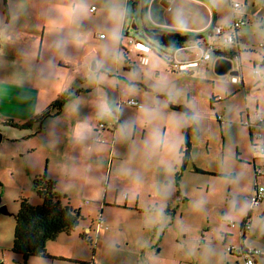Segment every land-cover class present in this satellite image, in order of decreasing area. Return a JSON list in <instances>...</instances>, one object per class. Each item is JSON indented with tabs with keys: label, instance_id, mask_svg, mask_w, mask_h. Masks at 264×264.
<instances>
[{
	"label": "rangeland",
	"instance_id": "1",
	"mask_svg": "<svg viewBox=\"0 0 264 264\" xmlns=\"http://www.w3.org/2000/svg\"><path fill=\"white\" fill-rule=\"evenodd\" d=\"M73 1L70 0L71 6ZM77 1L81 2L80 5H73L69 9L70 12L81 11L82 17L79 18L82 28L80 31L73 29L64 35L67 39L59 36L65 42L55 43L58 50H53L52 56L57 60L62 52L60 50L64 49L66 53L68 41L70 44L85 43V60L89 69L86 74L87 82H83L81 86L95 92L98 90L94 89V85H99L104 89L98 88L102 92L99 98L104 99V102L101 107L96 94H81L66 103L63 116L66 115L70 121L73 117H82L86 113L94 123L103 122L112 127L105 112L99 109L108 107L110 114L113 115L112 110H115L130 125L136 123L138 129L148 123L149 135L152 136L153 132L156 134L152 145L148 144L146 147L145 154L148 156H137L141 149L136 147L135 141L130 146L133 155L128 153L125 156L124 132L120 130L117 135H113L111 131L106 130L103 135L101 133L99 139L103 143L97 144L102 149V159H105V162L103 166L99 163L101 166H97L95 174L88 177L85 193L78 195V190L71 193L72 203L76 200H86L87 203L82 213L85 220H81L77 226L78 233L83 231V221L91 228L88 236H91L93 241L89 243L85 239V258L92 263L102 258V264H243L242 260L230 256L226 251L227 247L237 245L239 248L241 244L238 227L229 229L227 223L238 225L242 216L246 215V192L254 187L252 160L254 157H260L252 150L248 128L245 125L248 118L254 123L258 113L264 116V82L250 73V66L247 64L245 76L249 88L245 89L244 95L241 87L230 85L229 73L224 76L214 73L212 62L207 69L198 67L189 73H179L168 67L166 58H170L172 51L147 41L144 38L145 29H155L154 24H178L186 28L195 18V10L199 8L185 0H165L170 4L168 8L161 5L163 0ZM201 1L215 10L216 18L219 19L217 22L230 20L229 0ZM91 5L94 7L92 10ZM101 12L106 13V16ZM117 12L120 18L118 21L117 18L111 17ZM72 15L70 13L69 19L75 25L79 18H73ZM69 19H66L67 23ZM121 31H124L123 36ZM101 33L104 38L100 37ZM131 38L134 42L148 46L149 51L139 48L135 50L136 46L128 42ZM128 55L130 58L126 61ZM183 56L185 55L182 52L178 54V58ZM140 57H145L148 63L142 65ZM247 57L243 54L245 60ZM97 61L106 70L99 72L98 80L95 78L96 73L92 72ZM2 62L3 57L0 59V66ZM116 62L119 68L129 64L130 74H126V77L134 82L132 94L118 93L115 90L114 79L119 74V69L115 70ZM55 64L57 66L58 63ZM55 66L54 75L43 74L44 71H41L38 76L49 83H55L56 79V85L61 82L62 77L57 74L58 68ZM77 71L78 68L68 70L67 75L73 77ZM3 81L7 85L0 80V205H4L7 212H0V244L7 240L9 243L12 241L14 214L18 210L19 198L30 194L27 187L22 188L26 181L23 171V167L27 165L26 158L18 156L25 145L26 139L22 134H25L26 130L4 121L12 119L23 123L36 114L27 115V110L22 112L18 106L7 101L13 90L11 93L8 82L5 79ZM143 85L153 93H147ZM157 91L167 95L169 100L163 96L158 97ZM231 91H234L233 95L230 94ZM19 92L24 97L27 94L29 102L33 103L35 91ZM211 97H220L222 101L213 103ZM126 99H135L139 109L123 104L116 110V102ZM168 101L190 109L196 125V132L192 130L189 133L192 158L184 171H181V161H178L182 158L179 149L183 142L182 130L189 127V123L181 113L170 108ZM105 102L108 103L107 107ZM30 108L27 104V109ZM222 116L223 123L219 124L216 117ZM33 125L36 128L38 123ZM55 128L56 124L49 126L48 141ZM154 128L157 129L153 131ZM164 128L167 129V139L162 147L161 134ZM43 139L39 134L33 140L38 146L34 155L40 161L46 156L47 150ZM142 150L144 152V149ZM119 155H122V159L118 158ZM256 163L264 170V159L256 160ZM194 168L205 173H196ZM101 172L104 173V183L99 187L96 179ZM130 172L146 179H154L151 189L141 188L140 208L149 209L142 213L141 217L138 211L121 209L127 195L131 202L134 197L132 187L136 184ZM176 172H179L177 176ZM257 181L264 187V176L258 177ZM106 188V199L112 200L117 192V202L121 205H94L95 192H102L104 195ZM131 202H128L129 206H132ZM258 216L257 211H253L251 235L246 236V245L260 251L262 256L257 257L256 261L257 264H264V216L259 219ZM100 220L101 225L97 226L96 223ZM229 231L235 232V236L225 242L222 236ZM99 233L105 236L99 239ZM0 250L1 258L2 253L6 252L2 248ZM7 254L8 258H3L4 264H48L41 257H29L24 263L20 256L10 250ZM11 255L18 257L17 260L12 259Z\"/></svg>",
	"mask_w": 264,
	"mask_h": 264
},
{
	"label": "crops",
	"instance_id": "2",
	"mask_svg": "<svg viewBox=\"0 0 264 264\" xmlns=\"http://www.w3.org/2000/svg\"><path fill=\"white\" fill-rule=\"evenodd\" d=\"M185 1L199 8L195 10L196 13L195 18L192 20L193 22L191 21V23H188L186 28L184 26H179L178 24L176 26H171L169 24H154L155 29H162L169 32H183L184 34L196 33L202 35L203 40H200V42L202 43L201 45L204 51L210 50L211 53L215 51L224 52L225 55L222 57H230L235 61V67H233L231 71L236 72L235 76L240 79V82L238 84H233L230 81V85L241 87L245 95V89L249 88L245 76V70H247L246 65L249 64L250 67H248V69L250 68L249 71L250 73H252V67L254 66V64L258 63L262 59L264 60V49L262 48V45L264 44V0H235L236 2L234 0H229V8L231 12L230 20L221 22H217V20L219 21V19L216 18L215 10L208 7L207 4H205L203 1ZM77 2V0H74L72 6H79L81 2ZM6 3L7 12L5 14L3 0H0V59L3 57V62L0 66V80L4 85H7V83L3 81V79H5V81H7L10 86L9 90L11 93V90H13L12 95L7 98V101L12 102L14 105L18 106V108H20L22 112L24 110H27V115L35 113L37 114L47 106H49V104L53 100L59 98L64 91L70 89L73 90L75 88V90H78V92L73 93L72 98L80 96L84 93V95L96 94V97H98L99 100V104H101L102 107V102H104V99L99 98L102 92H100L98 89L102 88L99 85L95 84L94 89L96 88V90L98 91L94 92L92 91V89L90 90L89 88L81 86L82 83L85 81L87 82L86 79H88L86 74L87 70L89 69V64L85 60V56L87 57L86 44H82V42L70 44V42L68 41L66 43V53L64 49L60 50L62 52L59 53L57 60H55L52 56V51L58 50V46L55 43L57 41L65 42V40L61 39V37L59 36L64 37V35L70 33V31H73V29L77 31L81 30L82 23L79 18L82 17L81 11L80 13H76V11L70 12V9L72 8L70 0H6ZM164 3L166 4V7H164V5L162 6L164 8H168L170 5L169 2L163 0L162 4ZM236 3L240 5L238 14L245 20V24L236 31V36L233 44H227L224 42V35H217L215 33V29L218 27H224L228 29V27L232 26L234 15L231 7ZM90 7H93V5H91ZM90 10L92 9L90 8ZM200 10L202 14L200 13ZM70 13L73 14V18H79L75 25L70 22ZM101 13L106 16V13ZM101 13L99 15L102 16ZM111 17L117 18V21L118 19H120L118 12ZM66 19H69L68 23L66 22ZM123 32L124 31H121V36L124 35L122 34ZM76 34H80V32H76ZM101 38H104V36ZM65 39H67V37ZM129 43L136 46L135 50L139 48L143 51H149V48L147 46L141 45L140 43H138V41ZM194 43L180 50H177L174 53L173 60L175 59V63L180 62L184 64V66H186L198 60V57L200 58L202 52H199L198 48L194 46ZM138 45H140V47ZM210 47H212L213 49H208ZM129 52H131V49L129 50ZM180 52H182L185 56H183L182 58H178V54ZM243 54H245V56H248V59L245 60L243 58ZM129 58L130 56L128 55L126 57V61ZM142 58L144 59V61H142ZM215 60V57L212 56L210 61L200 66L188 67L185 68V70H177L175 68L174 70L179 73H189L191 70L198 67L207 69L209 66H211L212 63L214 66ZM56 62L58 63L57 66H55ZM140 62L142 65H146L148 63L145 57H140ZM5 66H10L11 68H7ZM54 66L58 68L57 74L62 77L61 82H58L56 85L55 78V83H49L48 80H45L38 76L39 72L41 71H44L43 74H53ZM75 68H78V71L74 74L73 77L67 75L68 70H73ZM93 69L94 70H92V72L96 73V80L99 79V72L106 71L102 66H100L99 61H97V64L93 67ZM118 69L119 74L117 78L114 79L115 90H117L118 93L125 92L127 94L129 92V94H132L134 82L132 80H129L130 78L126 77V74H130L129 64L126 67L124 66L123 68H119L118 62H116L115 70L118 71ZM255 77H259L260 81L264 82V67L261 68L260 74ZM78 85H80L81 87ZM77 86L78 88H76ZM3 90H5V88H3ZM19 90H29V92L35 91L36 94L33 103L29 102L30 98H27V94L26 97H24L19 92ZM146 90L147 93L148 91L152 92L151 89L148 90V88H146ZM233 92L234 91H231L230 94L233 95ZM156 94L158 97L163 96L166 97L167 100H169L167 95L160 94L159 91H157ZM212 98L213 97H211V99ZM213 99H215V102L222 101V98L220 97ZM27 104L31 106L30 109H27ZM123 104L127 103L118 100L116 102V110H118ZM169 104L171 103L168 101V105ZM66 105L67 104H65L59 115L45 119L42 129H40L39 131H36V128L38 126L36 125L35 128L33 124L31 126L20 128L26 130V133L22 134V137L26 139L24 141L25 145H23L21 154L18 155L21 156L22 159L23 157L26 158L27 163L26 167H23L26 181L22 185V188L25 189L27 187L28 191L30 192L28 196L24 195V198H27V200L32 204H39L41 202V199L33 190L32 182L34 178L44 174L47 179H50L54 182L55 191L57 192V194L60 196L65 195V198H62V201L65 202L66 200H68L69 204L73 208L79 209L82 214L83 209L87 204L85 203L86 200H76L74 203H72L71 193H74L75 190H78V195L85 193L88 177L95 174L94 172L96 171L98 165L104 164L105 159H102V149L100 148V145L97 144L103 143L102 140L99 139L101 133L103 135V132L106 130L111 131L113 135H117L120 130L124 132L126 134L125 141L126 144H128V146L125 144V156L128 153H131L130 146L133 141H135L136 147L141 149L137 152V156H148L147 154H145L147 153L146 147L149 146L148 144L152 145V142L155 141L154 138L156 137V134L153 132L152 136L149 135L150 129L148 128V123H145L138 129L136 123L130 125L129 122L124 121L120 113H116L115 110H112L113 115L110 114V109L107 107L108 103H106L107 108L104 109L100 107L99 109L105 112L106 119L110 121L112 127L103 122L94 123L92 120H89L86 113H84V116L82 117H73L70 122L67 120L68 118L66 117V115L63 116ZM171 105L182 106V104ZM182 107L187 108L185 106ZM135 108L139 109V104L138 107L135 106ZM257 115H259V113L256 114V116ZM222 117L224 118V116ZM259 117L264 119L263 115H259ZM247 122H250V118H248ZM99 123L104 124V126L100 133H96V129L99 127ZM51 124H56L57 128H55L54 134L50 137V141H48L49 126ZM155 129L157 128H154L152 130L154 131ZM166 133L167 129L164 128V131L161 134L162 147L163 143L167 139ZM39 134L40 137L44 138V147L46 146L47 149L46 156L41 161L38 160L34 155V152L38 150V146L34 144L33 140L35 136L37 137ZM142 149H144V152ZM131 154L133 155V153ZM149 155H151V153ZM118 158L122 159V155H119ZM178 161L180 162L181 158ZM178 173L179 172L175 173L176 176L178 175ZM130 175L134 178V183L136 184V186L132 187V189L134 190V197L131 202L129 196L127 195L125 197L126 200L124 199L121 209L138 211L137 213L138 215H140L139 217H141V215H143L142 213L149 210L146 208H140L139 202L141 199V188L144 187L151 189V187H153L154 179H146L142 175H139L135 172H130ZM96 182L97 186L102 187V184L104 183L103 172L98 174ZM107 190L108 189L106 188L104 195L102 194V192L101 194H99L98 191L95 192V195L93 196L94 205H96V203L97 205H99V207L101 205H121L120 202H117V192L115 193L116 195H114L112 200L106 199ZM252 190L253 188L247 190V197L251 194ZM177 194L179 195V191L177 192ZM128 202H131V205L133 207L129 206ZM248 206L249 205H247L246 208V215L242 216V220L238 222L240 224V222L242 223L243 221H245L247 217L251 218L250 229L249 231H247L243 239L240 240L241 244L239 246V248L244 247L246 249L252 248L246 245V236L251 235L250 231L252 230L253 211H257V216L259 215L258 219L264 216V201L260 206H255L251 211L248 210ZM83 219L85 220L84 217ZM84 222L85 221L82 222V225L84 226H82V232L89 234L91 228L89 226H86ZM238 225L235 224V227L232 228L227 226V228L237 229ZM237 232L241 233V229L239 227ZM102 236H105V234H97V238L99 239L102 238ZM233 236H235V232L229 231L224 233L222 237L226 242L227 239L232 238ZM89 238L91 239V236H89ZM84 242L85 238L81 236V232H77L76 227L73 231H70L68 233H60L55 239L48 241L46 244L47 256H42L41 258H44L45 263L48 262V264H80L84 261L87 262V264H102V258L94 260L93 263L87 261V258H85L86 245ZM7 243H9L8 240L0 244V248L4 249V251L6 252L2 253L1 255L3 256L1 258L4 259L8 258L7 251L10 250L12 241L9 244ZM233 247L238 248L237 245H234ZM97 251L98 248L96 247L95 252L97 253ZM230 256H234L236 259H240L243 262V259L240 258V256H236L235 254ZM11 258L17 260L18 257L14 258L13 255H11ZM2 264H4V262Z\"/></svg>",
	"mask_w": 264,
	"mask_h": 264
},
{
	"label": "trees",
	"instance_id": "3",
	"mask_svg": "<svg viewBox=\"0 0 264 264\" xmlns=\"http://www.w3.org/2000/svg\"><path fill=\"white\" fill-rule=\"evenodd\" d=\"M3 5L4 12L6 14V0H3ZM144 38L147 41L153 42V44L169 48L172 51L170 58H166L168 67L171 69H174L172 60L174 53L177 50H180L198 40H203V36L196 33L184 34L183 32H169L154 28L145 29ZM215 53L217 56L225 55L224 52L220 51H215ZM76 92H78V90L70 89L64 91L60 97L53 100L49 106L23 123L16 122L12 119H7L4 122L17 128L31 126L37 122L38 127L36 128V131H39L42 129L45 119L59 115L65 104L72 98L73 93ZM211 101L214 103L215 99L212 98ZM169 106L172 110L181 113L189 123V127L182 130L183 142L180 149L182 156L180 168L181 171H184L191 162L192 158L189 133L192 130L196 132V125L194 123L193 114L191 113L192 111L182 106H173L171 104H169ZM216 118L219 124L223 123L219 117ZM251 146L253 145L251 144ZM253 165L254 164L252 163V166ZM194 170L196 173H205L204 171L198 170L196 168H194ZM32 187L37 196L40 197L41 202L39 204H32L27 200V198H19L18 210L14 214L15 222L13 228V238L10 247V251L19 255L22 259V262L24 263L29 257L47 256V242L55 239L60 233H68L73 231L83 219L79 209L73 208L69 204L68 200L65 202L62 201V198L64 199L65 195H58L55 191L54 182L50 179H47L44 174L33 179ZM81 236L85 238L87 242L92 243V240L89 238L87 233L81 232ZM244 236H242L241 240ZM241 249L244 250L246 248L241 247ZM227 253L229 255L235 254L236 256H240L234 252ZM80 264H87V262H81Z\"/></svg>",
	"mask_w": 264,
	"mask_h": 264
},
{
	"label": "built area",
	"instance_id": "4",
	"mask_svg": "<svg viewBox=\"0 0 264 264\" xmlns=\"http://www.w3.org/2000/svg\"><path fill=\"white\" fill-rule=\"evenodd\" d=\"M239 4H233L232 5V12L234 15V21L232 23V26L227 28L224 27H218L215 29V33L219 36H223L224 35V42L227 44H233L234 40H235V36H236V31L245 24V20L239 16L238 14V9H239ZM94 7H91V9H93ZM101 37L103 36V34L100 35ZM129 42H132V39H129ZM202 43L200 42V40L196 41L194 43V46L196 48H198L199 52H202L200 58L198 57V60L190 63L189 65L184 66V64L180 63V62H176L175 63V59L173 60V64H174V69L176 68L177 70H185V68L188 67H195V66H200L202 64H205L206 62L210 61L213 53L210 52V50L208 51H204L202 48ZM140 47V45H138ZM262 48L264 49V44L262 45ZM147 49V48H146ZM145 49V50H146ZM208 49H213L212 47L208 48ZM204 51V52H203ZM142 61H144V59L142 58ZM264 67V60H260L258 63L254 64V66L252 67V74L254 76H257L260 74V70L261 68ZM240 82V79L237 76H232L231 77V83L233 84H238ZM125 103H127L129 106L132 107H138V103L136 102V100L134 99H126L124 101ZM220 119L223 121V117H220ZM256 121L254 123H250L247 122V124L245 125L249 130H250V134H251V144L253 146L252 150L254 151V154L257 153L258 156L260 157V159L257 158H253V163H254V187L253 190L251 192V194L247 197V201H248V210L251 211L255 206H260L262 204V202L264 201V187L259 185L257 182L258 177H262L264 176V170L262 169V167L258 166L256 163V160H261L264 159V119L259 117V115L256 116ZM104 124L100 123L99 127L96 129V133H100V131L102 130ZM250 144V145H251ZM255 144V145H254ZM256 155V154H255ZM101 221H98L97 226L100 224L101 225ZM250 221L251 218L247 217L245 219V221H243L242 223L240 222V224L238 225V227L241 229V238L242 236H244V234L249 231L250 229ZM229 227H235V223H228ZM227 252L230 253H237L240 255V257L243 259L244 264H256V258L259 257L261 255L260 251H257L253 248H248V249H244L242 250L241 248H235V247H227ZM3 263V258H0V264Z\"/></svg>",
	"mask_w": 264,
	"mask_h": 264
},
{
	"label": "water",
	"instance_id": "5",
	"mask_svg": "<svg viewBox=\"0 0 264 264\" xmlns=\"http://www.w3.org/2000/svg\"><path fill=\"white\" fill-rule=\"evenodd\" d=\"M161 5H164V7H166V4L165 3L164 4L161 3ZM141 6H142V4H141ZM213 56L216 59L215 60V63H214V66H213V70H214V73L217 76H224V75H226L228 73H229L230 76H235L236 75V72H234V71L232 72L231 71V69L233 67H235V61L232 58H230V57L217 56L215 52H213ZM249 131H248L249 137H251V134H250ZM1 139H2V133L0 132V141H1ZM254 169L255 168H254V165H253V171H254ZM0 212H3V213H6L7 212V210H6V208H5L4 205H0Z\"/></svg>",
	"mask_w": 264,
	"mask_h": 264
}]
</instances>
